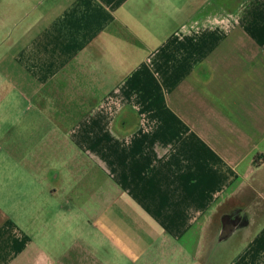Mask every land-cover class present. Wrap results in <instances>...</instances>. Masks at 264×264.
Here are the masks:
<instances>
[{
	"label": "crops",
	"instance_id": "crops-1",
	"mask_svg": "<svg viewBox=\"0 0 264 264\" xmlns=\"http://www.w3.org/2000/svg\"><path fill=\"white\" fill-rule=\"evenodd\" d=\"M45 178L0 264H264V0H0V196Z\"/></svg>",
	"mask_w": 264,
	"mask_h": 264
},
{
	"label": "rangeland",
	"instance_id": "rangeland-1",
	"mask_svg": "<svg viewBox=\"0 0 264 264\" xmlns=\"http://www.w3.org/2000/svg\"><path fill=\"white\" fill-rule=\"evenodd\" d=\"M214 10L216 11V9ZM210 12L213 13L211 10ZM51 162H52V152L50 151L40 152L39 161L35 163H33V161H30V168L34 170L37 169L45 170L47 169V167L52 166V164H50ZM31 186L34 189L33 190L34 192L32 193L35 195L31 196L34 197V199H32L33 202L31 201V197H30V205H28L29 201H26L25 197L21 196L18 193H13L12 199L8 197L7 199H5L4 194H2L0 196V208H2L3 210L9 209V212L11 209L12 214L10 213V217L12 218V222L18 225L19 227H22V229H24L23 226H25L26 222L29 223V228L31 227L34 229L32 232H30L33 236L34 233H37V228H40L42 223H45L47 226H50V228L47 227L48 229L44 232L46 235H48L49 239H51L53 236L52 225L55 223V218L53 216V209L56 208L55 206L58 203H60L61 200L49 196V187L52 186V183L49 182V180H47L46 178L43 184L32 183ZM41 189H43V192L41 191ZM3 191L4 189H0V192ZM43 210L45 211V213L42 212ZM238 237H240V235ZM232 240H239V239L237 237L236 238L234 237ZM231 244L232 247L229 248V253L234 254L238 251L237 247L239 245V242L233 241Z\"/></svg>",
	"mask_w": 264,
	"mask_h": 264
},
{
	"label": "water",
	"instance_id": "water-1",
	"mask_svg": "<svg viewBox=\"0 0 264 264\" xmlns=\"http://www.w3.org/2000/svg\"><path fill=\"white\" fill-rule=\"evenodd\" d=\"M234 229L233 226H227L224 228L223 232L221 233L220 235V238L221 239H224L226 236H228V234Z\"/></svg>",
	"mask_w": 264,
	"mask_h": 264
},
{
	"label": "flooded vegetation",
	"instance_id": "flooded-vegetation-1",
	"mask_svg": "<svg viewBox=\"0 0 264 264\" xmlns=\"http://www.w3.org/2000/svg\"><path fill=\"white\" fill-rule=\"evenodd\" d=\"M230 223L233 225V227H236V226L242 225V221H241V219H238V218H235V219H233V220H230Z\"/></svg>",
	"mask_w": 264,
	"mask_h": 264
}]
</instances>
